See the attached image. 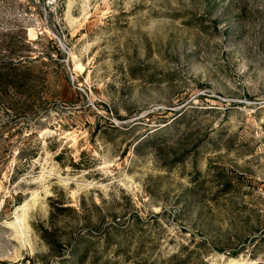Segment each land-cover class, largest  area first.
<instances>
[{"label": "rangeland", "instance_id": "374dc122", "mask_svg": "<svg viewBox=\"0 0 264 264\" xmlns=\"http://www.w3.org/2000/svg\"><path fill=\"white\" fill-rule=\"evenodd\" d=\"M0 0V264H264V0Z\"/></svg>", "mask_w": 264, "mask_h": 264}, {"label": "built area", "instance_id": "2783aa9c", "mask_svg": "<svg viewBox=\"0 0 264 264\" xmlns=\"http://www.w3.org/2000/svg\"><path fill=\"white\" fill-rule=\"evenodd\" d=\"M57 2H58V0H45V3H46V5H47V7H50L49 9H50L51 11L54 10L55 5L57 4Z\"/></svg>", "mask_w": 264, "mask_h": 264}]
</instances>
